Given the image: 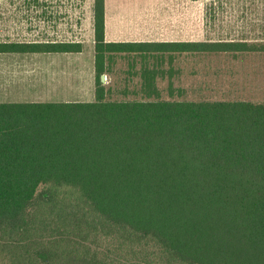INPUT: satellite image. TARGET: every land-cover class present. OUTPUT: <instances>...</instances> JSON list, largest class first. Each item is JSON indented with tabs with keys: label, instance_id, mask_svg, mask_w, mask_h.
Returning <instances> with one entry per match:
<instances>
[{
	"label": "trees",
	"instance_id": "trees-1",
	"mask_svg": "<svg viewBox=\"0 0 264 264\" xmlns=\"http://www.w3.org/2000/svg\"><path fill=\"white\" fill-rule=\"evenodd\" d=\"M95 96L0 101V264H264V102L138 98L101 78L116 54L234 52L238 40L108 41L93 0ZM0 41V53L80 52Z\"/></svg>",
	"mask_w": 264,
	"mask_h": 264
},
{
	"label": "rangeland",
	"instance_id": "rangeland-1",
	"mask_svg": "<svg viewBox=\"0 0 264 264\" xmlns=\"http://www.w3.org/2000/svg\"><path fill=\"white\" fill-rule=\"evenodd\" d=\"M33 0H0V41H29L44 38L46 32L42 20L33 17ZM76 1L55 0L54 8L59 9L56 16L57 25L70 28L73 23L69 14L75 10ZM224 17L202 18L204 0H197L196 10V39L197 40H241L249 41L258 36L264 37L261 30H253L251 19L237 18V0H221ZM86 3V0H84ZM85 5V4H84ZM216 7L219 2L216 0ZM41 7V6H39ZM37 8V7H36ZM37 11L40 8L36 9ZM221 10V8H217ZM261 33H263L261 35ZM61 38L75 39L71 32H64ZM70 34V35H69ZM82 53L67 58L64 65L49 68L58 82H52L50 92L43 90L44 62L42 57L34 54L0 53V101H90L95 96L94 72V43L86 34ZM233 52L215 54V52H190L174 55L164 54L162 57H148L143 59L138 54H116L108 61V69L102 74L103 83L107 88V97L113 100H127L138 98L143 83L142 71L154 69L156 71V88L162 99L170 100H238L235 87V68L237 57ZM195 54V55H194ZM222 66L214 70V66ZM176 67L179 73L173 75ZM59 70V71H58ZM190 72L188 73V71ZM92 73L94 92L87 82ZM143 73V74H142ZM59 74V75H58ZM52 76V75H50ZM170 79H173L171 81ZM84 81L83 93H75L65 89V81ZM74 84L70 86L73 87ZM88 87L90 91H88ZM40 89V90H39ZM39 95L41 98L37 97ZM42 95H50L43 98ZM78 96V97H77Z\"/></svg>",
	"mask_w": 264,
	"mask_h": 264
},
{
	"label": "crops",
	"instance_id": "crops-1",
	"mask_svg": "<svg viewBox=\"0 0 264 264\" xmlns=\"http://www.w3.org/2000/svg\"><path fill=\"white\" fill-rule=\"evenodd\" d=\"M54 1H32L34 10L33 17L42 20L44 27H46L44 28L45 31L52 33L49 34L52 36L48 37V35L43 34L44 38H35L29 41H74L81 42L84 48L85 40L83 39V35L86 34L88 38H91L93 44V0H86V3H84V0L76 1L75 10L69 12L73 23L65 31L74 34L75 39L61 38L65 35V27L62 24V26L57 25L56 28V22H54L56 20L53 19H55L54 16L59 14V9L54 8ZM217 1L219 2V6L216 7V0H204L202 18L221 19L225 16L224 13L226 12L222 10V1ZM196 3L197 0H104L105 38L108 41L138 42L196 41V18L201 16L197 15ZM38 8L40 10L37 11L36 9ZM217 8H221V10H217ZM236 9V13H238L237 18L253 20L252 29H258L261 30L260 32H264V0H237ZM238 41L262 44L259 46H264L263 36H258L250 41L248 39ZM82 52L26 53L42 57L39 59H42L44 62V75H49L43 80V90L39 89L40 91L38 92H50L52 82H57L53 78L54 74L49 72V68L55 70L56 67L64 65L62 62L67 58L77 56ZM222 53L226 52H215V54ZM232 55L237 57L235 87L238 97L236 98H239L238 100H248L257 103L264 102V47L250 51H234ZM213 68L214 70H219L222 66H214ZM179 72V67H176L173 75ZM87 77V82L91 84L94 92L92 73L90 72ZM170 80L173 81V79ZM83 82L81 80L65 81L63 87L73 90L75 93H80L78 96H82L81 93L84 90ZM71 84H74L73 87L70 86ZM88 91H90L89 87ZM36 96L41 98L39 95ZM42 96L46 98L50 95Z\"/></svg>",
	"mask_w": 264,
	"mask_h": 264
},
{
	"label": "water",
	"instance_id": "water-1",
	"mask_svg": "<svg viewBox=\"0 0 264 264\" xmlns=\"http://www.w3.org/2000/svg\"><path fill=\"white\" fill-rule=\"evenodd\" d=\"M102 80H103V76H101Z\"/></svg>",
	"mask_w": 264,
	"mask_h": 264
}]
</instances>
